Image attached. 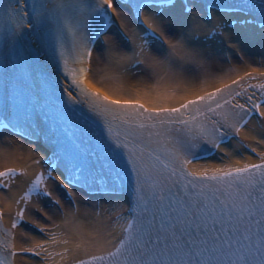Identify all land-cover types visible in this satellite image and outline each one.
<instances>
[{
    "label": "snow or ice",
    "instance_id": "obj_1",
    "mask_svg": "<svg viewBox=\"0 0 264 264\" xmlns=\"http://www.w3.org/2000/svg\"><path fill=\"white\" fill-rule=\"evenodd\" d=\"M118 3L119 7L113 0H0V19L9 22L0 33L4 47L14 45L27 28L44 37L37 58H51L43 97L28 101L13 92L0 105V129L23 135L31 130L34 139L43 135L53 144L52 157H45L46 171L36 174L15 200L16 205L21 201L27 205L36 197L32 223L49 239L20 251L64 259L67 247L63 253H53L45 246L56 244L58 236L67 233L46 231L45 221L51 216L44 201L61 205V193L67 190L75 203L72 188L81 182L89 188L99 185L103 191H123L127 180L130 215L117 212V223L124 221L120 235L104 240L107 248L101 244L104 250L74 264H264V151L258 153L256 163L227 166L211 174L187 170L201 158L198 153L204 145L219 149L235 139L253 116L264 118V72L259 76L246 72L211 91L206 90L208 81L200 78L197 91L182 92L196 87L197 77L187 78L189 68H207L209 42L243 60L246 42L256 35L264 38V0ZM130 20L137 22L135 28L128 26ZM174 31L179 32L175 39ZM110 33L101 47L117 62L127 60L130 67H138L146 58L151 60L149 78L155 79L142 96L114 99L119 89L101 92L93 85L96 73L89 66L93 50ZM117 40L120 47H126V41L140 43L129 55L118 51ZM161 41L167 43L166 49L162 45L157 49L163 56L151 55L152 46ZM231 59L229 54L227 60ZM105 79L118 77L105 76L96 83ZM172 99L180 102L169 105ZM251 139L264 144L256 135ZM83 144L88 147L81 149ZM241 147L257 153L252 145ZM18 171L26 174L15 168L0 171V188H7ZM73 215L69 210L63 224H72ZM24 219L25 208H19L11 229ZM51 228L61 225L54 223ZM11 229L0 226V250H11L15 257ZM21 235L33 238L32 232ZM75 247L79 250L81 245ZM0 264H11L2 252Z\"/></svg>",
    "mask_w": 264,
    "mask_h": 264
},
{
    "label": "bare ground",
    "instance_id": "obj_2",
    "mask_svg": "<svg viewBox=\"0 0 264 264\" xmlns=\"http://www.w3.org/2000/svg\"><path fill=\"white\" fill-rule=\"evenodd\" d=\"M117 25L120 24V20L115 16ZM130 28H135V26L128 24ZM138 32L139 29H136ZM178 31H174L173 34H176ZM111 34V33H110ZM109 34V35H110ZM109 39L108 37H101V42L97 43L93 50L92 62L90 63V68L95 70V79L92 83L96 88L106 90L107 88L119 89L116 95L112 98H135L138 94L143 95L144 91H149L151 84L154 82V77L149 78V69L147 65L151 63L150 59L146 58V63L138 67H130L131 61L123 60L117 62L115 57L110 56L108 51L101 47L103 40ZM126 47H120L118 45V51L120 53L127 52L129 55L133 50L136 49V45L140 43L139 40L126 41ZM161 45L164 49L167 48V43L161 41L160 43L154 44L151 49V55L163 56V51H157L161 48ZM205 47H209L211 53L210 59L206 60L207 68L206 69H197L195 66H192L188 70L187 78L192 79V77H197L193 80V84L196 86L189 91L188 89H182V92L187 95L193 94L194 91L198 90L199 79L203 78L208 81L206 88L214 89L221 85V83H229L232 79H235L238 75L242 76L244 73L249 72H264V38H261L259 35L252 37L248 42H246L243 50V60L239 58L234 52L225 51L220 52L218 50V45L209 42ZM226 47V46H225ZM231 54L232 59L227 60V56ZM99 59L101 61V66L103 70H96L95 60ZM95 61V62H94ZM209 64V65H208ZM213 67H217L223 72L215 74L210 70ZM234 68L235 71L227 72V69ZM196 72H195V71ZM194 71V72H193ZM207 72L208 75H203L204 72ZM104 72L106 74L104 75ZM102 73L103 75H101ZM101 75V76H100ZM105 76H116L118 79L114 80H102L101 83H96V80L101 79ZM135 79L132 83V86L129 85V81ZM104 92V91H102ZM151 99V97H146L145 100ZM144 102V101H142ZM180 102L179 99H172L167 101L169 105H176ZM147 106V104H146ZM255 130L252 132L251 130ZM251 135H256L258 139H264V118H260L258 115L253 116L248 125L235 137V139L221 144V148L212 149L211 156L208 157V160L203 165H194L192 169L213 172L217 169H223L227 166H242L244 163H256L259 161L258 153L264 151V144H257L256 140L251 139ZM24 143V144H23ZM242 144H249L257 148V153H252L250 148L241 147ZM224 149L225 151H221ZM32 145H29L23 141H19L13 137L12 134L8 132L0 131V168L9 162L7 165L11 168L17 170H23V173L18 174L16 177L11 178L9 186L7 188H0V209L4 215V221L9 222L15 215V212L19 208H25V219L32 217V204L36 201V197L33 196L27 205L23 201L19 205L15 204V200L19 199L20 196L24 194L27 190L30 182L35 178V175L40 172H45L48 167L43 159V156H40L39 151H35ZM13 153L17 154L14 155ZM40 160V163H34V161ZM239 160L240 164L237 165L236 161ZM67 207L63 204V198L61 197V205H52L48 201H44L46 204V209L51 216L50 220H46V231L52 230L57 231L58 233H67V235H59L58 242L56 244H47L45 245L49 252H61L67 247L69 249L68 253L65 254L64 259H61L60 256H49L48 261L42 260V258L26 257L27 260L22 261L27 264H63L67 262L75 261L76 259L81 258V256H86V254L95 253V251H100V249L107 248L108 245L104 244L105 237L104 235L109 234V230L102 231V225L107 223L108 215L111 213L118 212L122 207H114L116 203L123 205L121 197H112L107 195H89L85 196L82 199V196H75V203H71L70 199L68 200V195H65ZM65 203V202H64ZM74 213L73 216H70L69 219L72 220V224L64 225L62 218L56 224H60V229L51 228L53 220L57 219L62 211ZM63 215V217L65 216ZM24 219V221H25ZM42 220L44 218H41ZM32 220V218L30 219ZM24 221H22L19 226L14 229V241L16 249H21L24 247H32L34 243L40 242L42 239L48 240L49 237L45 233H40L39 231L33 229L32 227L25 226ZM120 221L114 223L116 229L120 228ZM23 232H32L33 238L29 239L27 236H22ZM115 231V230H114ZM116 233V232H115ZM69 239V244L64 245L60 243V240ZM79 243L81 245L80 249L77 250L75 245ZM104 244V248H101L100 245ZM45 254V253H41ZM19 258V257H18Z\"/></svg>",
    "mask_w": 264,
    "mask_h": 264
},
{
    "label": "rangeland",
    "instance_id": "obj_3",
    "mask_svg": "<svg viewBox=\"0 0 264 264\" xmlns=\"http://www.w3.org/2000/svg\"><path fill=\"white\" fill-rule=\"evenodd\" d=\"M117 45H119V40H117ZM96 61V62H95ZM94 62H95V67H96V70H103V66H101V61L99 62V59H96ZM100 70V71H101ZM31 218H28V219H25V226H30V227H32V228H38V226L37 225H35V224H33L32 223V220H30Z\"/></svg>",
    "mask_w": 264,
    "mask_h": 264
}]
</instances>
